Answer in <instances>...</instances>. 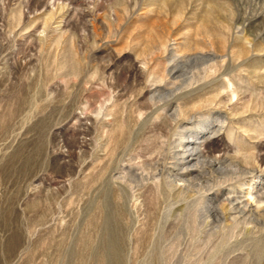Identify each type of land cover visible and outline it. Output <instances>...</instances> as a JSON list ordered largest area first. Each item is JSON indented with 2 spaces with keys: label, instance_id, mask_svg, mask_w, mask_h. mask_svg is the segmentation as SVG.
<instances>
[{
  "label": "rangeland",
  "instance_id": "rangeland-1",
  "mask_svg": "<svg viewBox=\"0 0 264 264\" xmlns=\"http://www.w3.org/2000/svg\"><path fill=\"white\" fill-rule=\"evenodd\" d=\"M0 264H264V0H0Z\"/></svg>",
  "mask_w": 264,
  "mask_h": 264
}]
</instances>
